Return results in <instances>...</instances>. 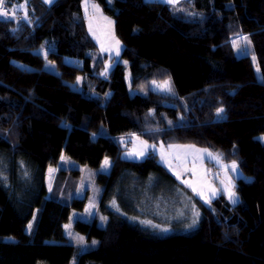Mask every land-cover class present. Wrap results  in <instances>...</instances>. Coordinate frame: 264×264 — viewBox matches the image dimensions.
I'll return each instance as SVG.
<instances>
[{
    "label": "trees",
    "instance_id": "1",
    "mask_svg": "<svg viewBox=\"0 0 264 264\" xmlns=\"http://www.w3.org/2000/svg\"><path fill=\"white\" fill-rule=\"evenodd\" d=\"M90 1L147 65L130 86L119 63L101 75L109 57L87 32L82 0H6L0 17V264H264V0ZM25 3L34 26L11 14ZM165 81L167 93L153 90ZM130 137L208 149L249 181L236 182L234 205L191 195L198 216L160 219L161 193L185 189L152 152L122 159L119 140ZM106 158L109 173L95 177L104 224H73L83 251L63 235L87 201L74 197L82 174L72 165L98 169Z\"/></svg>",
    "mask_w": 264,
    "mask_h": 264
},
{
    "label": "rangeland",
    "instance_id": "2",
    "mask_svg": "<svg viewBox=\"0 0 264 264\" xmlns=\"http://www.w3.org/2000/svg\"><path fill=\"white\" fill-rule=\"evenodd\" d=\"M42 1L45 3V0H42ZM56 1L57 0H53V3L51 4L45 3V5L48 8H50L53 6V4ZM144 1H148V0H144ZM25 8L27 11V16H28L27 20L23 19L24 14H25V9H21L18 6L16 7V12H20L21 19L25 21L29 26H34V22L37 20L35 13L32 11V9H30L26 5V3H25ZM102 28L105 31V35H106V37H103L104 47L110 48L111 50H113L114 53H112L111 50L107 52H110L111 55L116 56V57L109 56L106 54L109 57V59L105 65V68L107 66V72L104 75H107L108 72L117 63L124 65L126 67V81L130 86L132 81L146 69L147 65L143 63L140 59L134 56H130L129 53L125 52L124 45H123V36L125 32L122 27L118 26L115 23L109 24L108 22H106V23H103ZM99 34L102 36L103 33L102 34L99 33ZM108 35L110 36L107 37ZM117 40L119 41V45H118L119 55L116 54V47H117L116 41ZM101 42H102L101 40L99 41L96 40V43H97L96 46H98L97 48L100 53H102L99 48L101 46L100 45ZM240 42H241V39L238 40L237 42L238 44H236L237 47L240 49H237L235 47L236 53L238 55L241 54L240 52L242 49L240 46L241 45ZM243 44L245 46V49H244L245 52H243V50L242 52L245 54L246 53L251 54L250 45L248 43H243ZM50 69H51L50 71L55 72V70L52 67H50ZM152 88L153 90L159 91L161 93H167L169 91V86L168 84L167 86H165V83L152 84ZM222 119H223L222 112H219V113L217 112L216 120L219 121ZM119 141L122 144V147L125 149V151L122 153V156H121L122 159L130 160V161H142L147 156L148 152H152L158 156V164L162 166L169 174L175 177V179H177V181L181 185H186L183 183V181L185 180H188V181L192 180L193 176L192 177L189 176L185 178V174L190 172V171H185V167H187L188 169H192L193 162H195V170L197 168L198 170L202 169L204 173L209 175L213 183H215L219 187V189L223 192V195L227 197L229 203H231L232 205L236 204L239 201L238 195L236 194L235 189H234L236 182L239 179L249 181V178L244 177L243 173L240 171L238 166L236 168V171H233L231 168L232 162L223 163L220 160L219 155L212 153L208 149H206L207 150L206 152L196 153L195 152L196 149H199V150H205V149L197 148V147L184 148L182 152L183 155H179L180 152L174 151L173 149L174 147L168 148V147L163 146L162 144H155V145L149 144L138 137H133L131 142H129L128 145H126V143H128L126 142L128 141V139L127 140L120 139ZM145 144L147 145V147H145ZM141 150L144 151V155L140 156V155L135 154L137 152H140ZM162 153L164 154L165 159H162ZM209 153H211L212 155L210 156ZM177 156H180L181 159H177L176 158ZM197 156H199L200 158H197ZM217 156L219 157V159L216 158ZM104 161L105 159L103 160L101 166L98 169H91V168H87L84 166L72 165L74 169L79 170L82 174V179L80 181V187L78 191L74 194V197L84 198L86 196L87 201L82 210L71 209L69 213L68 221L63 225V235L65 237L66 243L80 246L83 248V251H86L84 248L85 240L83 238V241H81L78 239V237H84V236H82L81 234H79L77 231L73 229V224L75 223V221H78V220L82 222H91V220L94 218L99 219L101 226L104 224L103 221H101L103 216L99 210V205H98L100 195L102 192V186L99 183H97V181L95 180V177L97 174H108L110 171V164L108 167L105 168ZM54 174H55V171L51 173L48 171L47 178H46L48 187H50ZM178 176H179V179L177 178ZM190 190H192L191 187H190ZM229 190L235 193V198L237 200L236 203H233L232 200L229 199V195H228ZM164 195H167V194H164V192H162L161 195L159 196V198L163 200V202H160L159 204L161 205L160 208L165 210V212H163V214H160V212H155L156 216H159L160 219L175 220L174 215L176 212L178 213V215H176L175 217L177 218L179 217V220H181L182 216L185 219L186 218L191 219V214L193 215V217H195L194 206L191 207V205L186 203L188 202V199L185 196H182V194H179V193H177V198H174L173 193H171L168 197L167 196L165 197ZM90 204L94 206L90 208L89 207ZM35 216H36V212L33 213V216L30 222L26 225L25 232L27 233L30 232L31 228H29V225L31 226L33 225ZM66 225H68L69 227L66 228L65 227Z\"/></svg>",
    "mask_w": 264,
    "mask_h": 264
},
{
    "label": "crops",
    "instance_id": "3",
    "mask_svg": "<svg viewBox=\"0 0 264 264\" xmlns=\"http://www.w3.org/2000/svg\"><path fill=\"white\" fill-rule=\"evenodd\" d=\"M148 1H158V2L163 3V4H166V5H169V6H173V5L179 3L182 0H176V2L174 4L173 3H168L167 0H148ZM93 4H94L93 2H91L90 0H88V8H87V12H86V10H85V0H82V2H81V9H82V12H83V15H84V18H85V24H86L87 32H88L90 38L93 40V42L96 45H97L96 40L97 41H99V40L102 41L100 43L101 46L99 47L102 53L105 52L104 54H107L109 56H115V55H111L110 52L102 51V45L104 46L103 37H106L105 31L103 30L102 25H103V23H106L108 21L104 19L105 16L102 14V12L99 9V7H98V10L92 8V5ZM111 21H113V20H111ZM90 23H91V29H92L91 31L89 30ZM113 23H115V22L113 21ZM99 33H101V34L103 33L102 36ZM109 36L110 35H108L107 37H109ZM111 51H112V53H114L113 50H111ZM130 138L132 139L133 137H130ZM174 146H183V145H174ZM165 147H168V146H165ZM173 149L176 152H180L179 155H183L182 152H183L184 148L174 147ZM195 171H196V175H192V173L190 171L189 173H186L185 174V178L186 177H189V176H191V177L193 176L192 180H190V181H192L195 184V186L198 188V190H201V191L204 192V194H205V198L204 199H202L199 195H197L192 190H190V187L189 186H187V185H181L177 181V179H175V177H173L171 174L170 175L185 189V191H184L183 189H180L179 188L180 189V190H178L179 191L178 192L179 194H182V196H185L187 199H188V197H190V199H191V197L193 196V197H195L196 200H198L203 205H208L209 203H205V200L206 199H210L211 201H213L217 197H219L221 194H223V192L219 189V187L215 183H213V181L211 180V178L209 177V175H207L206 173H204V171L202 169L201 170H198V168H197ZM207 185H211V187L217 189V194H216L215 197H211L210 190H209V188H208ZM191 205L194 206L193 201L191 202ZM194 209H196L195 206H194ZM196 212L197 211L195 210V213Z\"/></svg>",
    "mask_w": 264,
    "mask_h": 264
},
{
    "label": "snow or ice",
    "instance_id": "4",
    "mask_svg": "<svg viewBox=\"0 0 264 264\" xmlns=\"http://www.w3.org/2000/svg\"><path fill=\"white\" fill-rule=\"evenodd\" d=\"M167 2H168V3H173V4H174V3L176 2V0H167ZM5 3H6V0H0V17H8V16H9V11L6 10V8H5ZM45 3H49V4H51V3H53V0H45ZM19 7H20L21 9H25V14H24L23 19L27 20V19H28V16H27V11H26V8H25V4H21V5H19ZM87 8H88V0H85V10H86V12H87ZM92 8L98 10V6L95 5V4L92 5ZM15 12H16V6L13 5V6H12V10H11V14H12V16H15ZM104 19L107 20L109 24H112V23H113V21L109 20L107 17H104ZM89 30H90V31L92 30V29H91V23H90ZM245 39H247V38H245ZM234 43H235V42H234ZM116 45H117V47H116V54L119 55V47H118V45H119V41H118V40L116 41ZM110 50H111L110 48H105V47L102 45V51H110ZM253 60H255V57H253ZM257 70L259 71V69H257ZM106 72H107V66H106V68H105V72H104V73H101V75L106 74ZM77 79L79 80L80 78H77ZM153 83H155V82H153ZM167 84H168V82L165 81V86H167ZM222 111H223V109H218V113H219V112H222ZM145 147H147L146 144H145ZM168 147H169V148H173V147H177V148H194V146H192V145H183V146L169 145ZM206 151H207L206 149H205V150H199V149H196V150H195L196 153L206 152ZM135 154H136V155H140V156H142V155H144V151L141 150L140 152H137V153H135ZM186 155H187V154H186ZM209 155L211 156L212 154L209 153ZM176 158H177V159H181L180 156H177ZM197 158H200V157L197 156ZM216 158L219 159L218 156H217ZM62 159H65V158L62 157ZM162 159H165V156H164L163 153H162ZM109 164H110V162H109V160L106 158L105 161H104V167H105V168L108 167ZM226 167H227V166H226ZM231 168H232L233 171H236L237 165H236V162H235V161L232 162ZM54 171H55V169H52V168L49 169V172H50V173H51V172H54ZM185 171H191V172L193 173V175H196V171H195V162H193V168H192V169H188L187 167H185ZM177 178L179 179V176H178ZM183 183L186 184L187 186L191 187V188H192V191H193L194 193H196L197 195H199L202 199L205 198V194H204V192L201 191V190H198V188L194 185V183H193L192 181L185 180V181H183ZM207 186H208V188H209V190H210L211 197H215L216 194H217V189L211 187V185H207ZM228 195H229V199L232 200L233 203H236V202H237V200H236V198H235V193H234V192H232V191L229 190V191H228ZM210 202H211L210 199H206V200H205V203H210ZM113 204H115V201H113ZM93 206H94V205H91V204H90L89 207L91 208V207H93ZM195 215L198 216L199 213L196 212ZM195 222H196V221L194 220L193 223H195ZM143 223L151 224V221H143ZM65 227L68 228L69 226L66 225ZM157 227H158V226H157ZM29 228H31V225H29ZM78 239L81 240V241H83V237H78ZM93 243H96V242L93 241Z\"/></svg>",
    "mask_w": 264,
    "mask_h": 264
}]
</instances>
